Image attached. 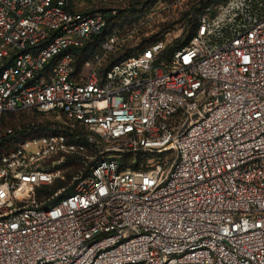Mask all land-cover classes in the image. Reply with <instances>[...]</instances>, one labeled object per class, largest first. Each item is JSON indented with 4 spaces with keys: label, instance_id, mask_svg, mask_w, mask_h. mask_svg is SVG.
I'll list each match as a JSON object with an SVG mask.
<instances>
[{
    "label": "built area",
    "instance_id": "2783aa9c",
    "mask_svg": "<svg viewBox=\"0 0 264 264\" xmlns=\"http://www.w3.org/2000/svg\"><path fill=\"white\" fill-rule=\"evenodd\" d=\"M95 1L0 0V119L54 118L0 157V264H264V0L162 1L197 13L185 46L110 64L114 31L78 69Z\"/></svg>",
    "mask_w": 264,
    "mask_h": 264
},
{
    "label": "rangeland",
    "instance_id": "374dc122",
    "mask_svg": "<svg viewBox=\"0 0 264 264\" xmlns=\"http://www.w3.org/2000/svg\"><path fill=\"white\" fill-rule=\"evenodd\" d=\"M107 1H114L116 8L129 7L131 3L138 0H97L92 5H87L86 8H96L109 6ZM163 0H149V3L142 8L143 5L137 4L138 11L131 18L132 25L125 27H118L115 29L121 37V48L126 50L132 49L136 53L140 48L148 45L153 40L164 37L170 45H176L178 42L185 41L190 34V27L188 21L190 19L186 12L189 4H177L173 7L162 10L164 5ZM141 9V11L139 10ZM186 13V14H185ZM195 13H192L194 15ZM54 121L52 115H40L32 111L14 112L12 115H7L0 123V137L6 133L8 128L15 129L22 125L33 124L39 122L40 124H48ZM46 133V132H45ZM42 133V134H45ZM17 145V144H16ZM148 159L147 155H142L140 159V168L143 167ZM131 163V162H130ZM132 164V163H131ZM82 167V164L80 168ZM79 168V169H80ZM134 169L132 167H129ZM78 169V170H79ZM68 168H63L62 172L65 176L64 180H59L51 186H46L54 191L61 185L68 183L70 178L67 175ZM46 196L38 197L39 200Z\"/></svg>",
    "mask_w": 264,
    "mask_h": 264
},
{
    "label": "trees",
    "instance_id": "16d2710c",
    "mask_svg": "<svg viewBox=\"0 0 264 264\" xmlns=\"http://www.w3.org/2000/svg\"><path fill=\"white\" fill-rule=\"evenodd\" d=\"M163 1H174V0H163ZM109 6L100 7L101 10L105 13L107 16L109 22L108 26L103 30L100 34L95 35L88 43H86L82 48L77 49L76 55H77V67L78 69L81 68V65L83 62L87 59H90L100 48L101 41L106 37L107 34L114 32L116 28L119 26L125 27L126 25H132V20L134 14L136 11H138V7H136L137 4L143 5L145 7L149 0H138L134 1L130 4L129 7L124 8H116L114 1H107ZM113 9H116V13L113 14ZM141 11V9H139ZM186 14V13H185ZM188 14V13H187ZM189 27H190V34L189 37L183 41L178 42L176 45H171V47L164 53V58H168L173 51L176 49L182 48L187 44L189 41L191 35L196 31L198 26V20H197V13L192 15L188 21ZM153 40L151 43L157 41ZM150 44V43H149ZM121 48V47H120ZM135 53L132 52V49L126 50L125 48L119 49L116 53H114L111 56L110 64L118 62L126 57H129ZM14 112H6L3 114V116L0 119L1 121L7 116L12 115ZM7 131V130H6ZM49 132V126L48 124H40L39 122L33 123V124H27L22 125L21 130H16V128L13 130L12 133H5L3 136L0 137V157L4 154H7L16 148V144L24 139H27L29 137H33L36 135H41L42 133ZM141 154L135 156L132 154L125 155L121 159V166L120 168L122 170L128 169L129 167L136 169H140V159ZM132 164H131V163ZM81 166V162L77 160H72V158H68L66 163L61 165L62 168H68L69 171H67L68 178L72 177L74 173L78 171V169ZM55 191V190H54ZM54 191L50 190L48 187H43L40 189L39 196H46L51 195ZM65 194L61 197H64ZM57 201V200H56ZM53 201L52 203L56 202ZM49 203V204H52Z\"/></svg>",
    "mask_w": 264,
    "mask_h": 264
}]
</instances>
